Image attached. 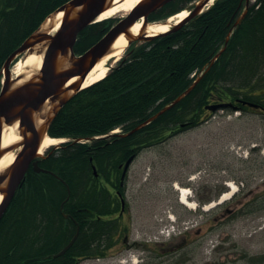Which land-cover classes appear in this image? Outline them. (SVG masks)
Instances as JSON below:
<instances>
[{"label": "trees", "instance_id": "16d2710c", "mask_svg": "<svg viewBox=\"0 0 264 264\" xmlns=\"http://www.w3.org/2000/svg\"><path fill=\"white\" fill-rule=\"evenodd\" d=\"M67 1L0 0V70L8 56ZM190 1L173 0L153 17H166ZM240 1L216 0L203 19L193 18L175 31L133 43L105 78L65 103L48 133L69 140L39 159L41 167L54 173L30 167L16 191L0 221V264H78L85 257L106 256L119 232L116 216L121 202L116 190L125 192L120 164L145 147L203 123L210 102L241 98L264 104V19L259 12L250 17L249 25L246 18L234 28L225 49L206 70L224 47L232 26L229 20ZM258 1L264 8V0ZM111 21L82 29L75 51L82 53L97 42ZM202 71L195 87L155 120L127 136L110 134L117 128L129 132L147 120ZM239 105L241 110L252 109ZM77 225L80 234L75 243L55 257Z\"/></svg>", "mask_w": 264, "mask_h": 264}, {"label": "rangeland", "instance_id": "374dc122", "mask_svg": "<svg viewBox=\"0 0 264 264\" xmlns=\"http://www.w3.org/2000/svg\"><path fill=\"white\" fill-rule=\"evenodd\" d=\"M116 18L119 15L113 17ZM24 56L25 53L17 57L11 68L15 69ZM255 146L264 155V111L224 109L212 112L198 126L143 148L132 162L125 184L132 240L146 241L158 235L165 224L169 225L170 214L177 221L195 222L202 217L206 234L202 232V242L192 234L191 259L181 264H264V229L244 227L243 218L235 222L216 221L215 217L221 214V210H214L218 205L192 209L179 200L175 187L178 183L190 188L192 200L199 201L200 194L218 189L224 181L257 176L252 186L257 185L264 172L253 162L257 158L246 157ZM200 180H203L202 192L198 189ZM210 201L204 204L207 206ZM148 244L153 245V241ZM144 252L142 247L126 250L117 244L105 257L84 258L78 264H144L140 258Z\"/></svg>", "mask_w": 264, "mask_h": 264}, {"label": "water", "instance_id": "95a60500", "mask_svg": "<svg viewBox=\"0 0 264 264\" xmlns=\"http://www.w3.org/2000/svg\"><path fill=\"white\" fill-rule=\"evenodd\" d=\"M171 0H140L129 14L118 24L114 25L102 38L81 54H76L74 46L82 29L99 19L102 12L108 9L114 0H68L49 15L51 24L43 25L27 37L22 44L16 48L6 59L0 76L5 80L0 91V158L7 152L15 154L13 162L0 171V193L3 195L0 201V220L14 197L18 187L23 182L25 175L32 165L37 172H51L39 165L38 158L42 157L40 148L45 136L48 134L49 126L62 106L83 86L89 72L106 55L112 52L116 39L125 34L128 43L151 39L144 35V30L149 24L148 16L154 10L162 7ZM211 0H200L195 3V8L189 16L185 17L179 24L171 26L174 31L197 15L200 10ZM59 12L63 13L59 30L52 34L55 26L54 20ZM141 19L142 26L139 33L134 34L131 29ZM239 22L236 21L235 25ZM227 36L226 42L230 38ZM220 52L211 60L215 61ZM36 52L42 55V63L39 67H28L29 69L16 78L12 77L11 63L20 55ZM77 77L70 84L69 81ZM198 79L183 91L171 104L150 116L147 120L133 128L125 135H129L142 128L149 122L155 120L172 105L184 98L196 85ZM237 102L258 107L260 104L238 99ZM230 107L234 110L239 108L232 101L218 102L206 105V108L216 111L220 108ZM17 124V132L20 140L4 147L3 132L5 125ZM134 156L125 162L121 175V185L128 167ZM95 174L96 167L93 166ZM121 196V193H118ZM124 205V199H122ZM67 217L68 215L65 214ZM79 235V227L72 239L54 256L63 255L76 241Z\"/></svg>", "mask_w": 264, "mask_h": 264}, {"label": "flooded vegetation", "instance_id": "af4514ba", "mask_svg": "<svg viewBox=\"0 0 264 264\" xmlns=\"http://www.w3.org/2000/svg\"><path fill=\"white\" fill-rule=\"evenodd\" d=\"M196 0L190 1V4L194 3ZM211 7H204V9L200 12V14L196 15L194 18L196 20H201L204 16L210 11ZM156 12V11H155ZM256 12H259V18L261 20L264 19V8L261 6V3L258 0H241L239 2V6L236 11L231 15L230 23L232 26L236 21H243L247 18V24L250 17L254 16ZM127 14V13H126ZM126 14L121 13L119 18L113 19L111 22V26L117 24L120 20H122ZM153 13L150 14L149 19L154 18ZM161 19L162 17H157ZM192 20V19H191ZM190 20V21H191ZM190 21H188L185 25H187ZM229 25V23H228ZM229 28L228 32L232 28ZM227 32V34H228ZM227 36V35H226ZM131 46V45H130ZM258 110L261 108L258 107ZM208 114V113H207ZM209 114H212L209 112ZM258 148L248 152L246 157L250 160L253 159L254 163L264 172V155L261 154ZM264 153V152H263ZM261 172V173H262ZM260 173V174H261ZM257 176L254 177H242L234 179L239 186V192L236 193L232 198L225 202L221 203L220 195L229 190L228 185H222L218 189L211 190L206 193L203 192L200 194L199 202L200 204L215 199L218 206L214 210H221V214L215 217V220H221L222 222H235L240 218L244 219V227L248 225L257 226L259 230L264 229V177L261 178L260 183L255 186H252L253 182H255ZM203 188V180H200L198 183L199 192H202ZM124 208V207H123ZM221 215V216H220ZM118 217L119 224V232L116 235L117 243L122 246L123 249L129 250L132 248L142 247L146 252H144L140 258L144 261V264H181L184 261L191 259V248H189V244L191 243V238L198 237L200 242H202V232H203V224L204 221L202 217L196 218L195 222L191 220H183L179 221L177 227L173 230L168 231L169 236L166 240H163L161 235L155 236V238H147L146 241H140L137 239L132 240L131 238V221L128 220L129 216L125 214V208L123 211H120L116 216ZM166 226V224H165ZM251 226H248L249 228ZM163 231V229H161ZM205 232H203L204 234ZM193 234V235H192ZM206 234V233H205ZM153 241V245H149L147 241Z\"/></svg>", "mask_w": 264, "mask_h": 264}, {"label": "bare ground", "instance_id": "6f19581e", "mask_svg": "<svg viewBox=\"0 0 264 264\" xmlns=\"http://www.w3.org/2000/svg\"><path fill=\"white\" fill-rule=\"evenodd\" d=\"M139 1L140 0H114L112 5L108 9H106L104 12L101 13L99 20H102V19L108 18V17L118 16L121 14V12L126 13L130 9H132ZM211 2H213V0ZM187 15H188V10L184 9V10L178 12L177 14L173 15L168 20L169 23H164V22L152 23V24L148 25V27L146 28L145 31L150 35L157 34L160 32H165L169 29L170 23H172L174 21L179 22L180 20L185 18ZM62 16H63V13L59 12L58 15L55 17V20H54L55 27L53 28V30H56L60 26ZM51 22H52L51 18H49L48 20H46L45 25H47V24L49 25V24H51ZM140 28H141V23L137 22L132 27L131 31L134 34H137L139 32ZM126 46H128V39L126 38L125 34L123 33L114 42L113 47H112V52H110L108 55L103 57L95 65V67L89 72V74L87 75V77L83 83V87H87V86L103 79L107 75L108 70H109L108 62L111 59H115L113 61V63L117 62L121 58V54L124 52ZM41 63H42V55L37 54L36 52H33L31 54H26L24 56V58H21L20 60H18L16 66H15V69H12V74L16 77H19L25 72L26 68L31 67V66L39 67L41 65ZM76 78L77 77H74L73 79H71V81H69L68 84L73 82V80H76ZM172 102H170L169 104H171ZM117 130L118 129H115L113 131H117ZM20 138L21 137L17 132V124L5 125L4 132H3V146L4 147H7V146L17 142L18 140H20ZM63 140H64L63 138H57V137H52V136L46 135L43 142H42L40 152H43L49 146L57 144ZM14 157H15V154L12 151L5 153L0 158V171H2L4 168L9 166L13 162ZM229 183H230V189L228 192H226L222 195L221 200H228L230 198V196L235 194V192L238 189V186L236 185L235 182L229 181ZM175 187L179 192L180 201L182 203L186 204L187 206L191 207L192 209L197 208V202L190 198L189 188L181 186L178 183L175 184ZM1 199H2V194L0 193V201H1ZM214 204L215 203H210V204H208V206L206 208L210 209L214 206ZM61 207H63V203L61 204ZM76 231H75V233H76ZM79 234H80V227H79ZM58 252H56V253H58ZM56 253H54V255ZM57 257H59V256H57Z\"/></svg>", "mask_w": 264, "mask_h": 264}]
</instances>
